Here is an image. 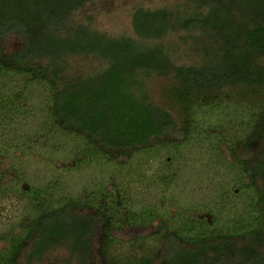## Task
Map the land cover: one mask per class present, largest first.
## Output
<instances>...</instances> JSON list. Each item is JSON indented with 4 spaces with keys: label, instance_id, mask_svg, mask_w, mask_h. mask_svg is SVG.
<instances>
[{
    "label": "trees",
    "instance_id": "obj_1",
    "mask_svg": "<svg viewBox=\"0 0 264 264\" xmlns=\"http://www.w3.org/2000/svg\"><path fill=\"white\" fill-rule=\"evenodd\" d=\"M94 1L0 0V264H264V0L138 9L151 51Z\"/></svg>",
    "mask_w": 264,
    "mask_h": 264
},
{
    "label": "rangeland",
    "instance_id": "obj_2",
    "mask_svg": "<svg viewBox=\"0 0 264 264\" xmlns=\"http://www.w3.org/2000/svg\"><path fill=\"white\" fill-rule=\"evenodd\" d=\"M176 5L175 0H95L94 3L86 9L84 12L79 13V23H85L90 25L94 30L102 36L101 44L106 51L119 50V49H138V50H152L155 47L166 43V39L158 38L153 39L150 33L153 31H144L139 25V15L136 11L138 9L143 10H157L161 8L174 9ZM160 27L159 24H152L151 29ZM77 31H73L69 34L71 39H75ZM202 34V32H201ZM197 35L193 41H189L188 44H181L178 47L170 46L169 53L170 58H192L197 59L199 62H203V58H221V55L217 56V47L210 44L209 38L205 35ZM109 36V37H108ZM170 42H179L176 38L179 36H168ZM168 48V46H167ZM150 50V51H151ZM217 50V51H215ZM172 51V52H171ZM209 52L210 57H205V53ZM109 58V57H108ZM113 58V57H111ZM183 60V59H182ZM180 62V61H179ZM185 63H189L190 60H184ZM91 66V65H90ZM88 68H91V67ZM97 71L94 74L99 73ZM93 74V75H94ZM137 81L144 75L143 72H138ZM139 85H142L139 82ZM148 89V83H146ZM75 180V179H74ZM76 181L75 183H78ZM127 239V238H126ZM66 260V261H65ZM46 264H70L67 263V254L64 250L54 251L48 258Z\"/></svg>",
    "mask_w": 264,
    "mask_h": 264
}]
</instances>
